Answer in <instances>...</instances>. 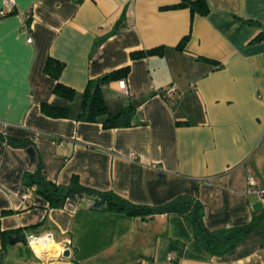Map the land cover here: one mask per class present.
Masks as SVG:
<instances>
[{
  "label": "crops",
  "instance_id": "obj_1",
  "mask_svg": "<svg viewBox=\"0 0 264 264\" xmlns=\"http://www.w3.org/2000/svg\"><path fill=\"white\" fill-rule=\"evenodd\" d=\"M14 1L3 14L0 0V264H264V205L248 191L264 189V0H204L205 14L180 0ZM47 57L72 96L54 93ZM124 67L125 90L103 78ZM97 90L106 110L88 118ZM35 171L139 205L195 195L211 231L259 225L217 255L178 214L49 207L34 187L23 200ZM25 231L69 241V255L37 256Z\"/></svg>",
  "mask_w": 264,
  "mask_h": 264
},
{
  "label": "trees",
  "instance_id": "obj_2",
  "mask_svg": "<svg viewBox=\"0 0 264 264\" xmlns=\"http://www.w3.org/2000/svg\"><path fill=\"white\" fill-rule=\"evenodd\" d=\"M170 7H188L192 12L197 10L201 14H205L208 11L207 4L204 0H180L177 4L171 5ZM158 51L159 48H153L147 51H136L131 55L138 58L146 53H156ZM62 68L63 62L53 57H47L44 64V71L57 80L54 86V93L70 97L74 91L58 81ZM127 71L128 69L126 67L120 68L105 74L103 78H124ZM87 107L88 118H92L94 114L106 110L105 103L102 97H100L98 90L90 99ZM41 108L45 114L54 117L66 116L68 110L65 106H58L46 101L41 103ZM116 117L117 115H109L103 123L104 126H112L115 123ZM25 186L34 187L35 192L48 201L49 207H61L64 201L70 197L93 209L123 212L134 216H148L157 213L178 214L186 221L195 239L204 248L217 255L223 254L233 248L243 235L259 225V222H254L253 218L246 225L222 231H211L203 224V204L195 195H179L164 204L156 206L139 205L125 200L112 191H101L86 187L80 184L76 178H73L67 185L54 183L46 179L40 171H35L27 175L25 177Z\"/></svg>",
  "mask_w": 264,
  "mask_h": 264
},
{
  "label": "built area",
  "instance_id": "obj_3",
  "mask_svg": "<svg viewBox=\"0 0 264 264\" xmlns=\"http://www.w3.org/2000/svg\"><path fill=\"white\" fill-rule=\"evenodd\" d=\"M14 5H15V1L14 0H4V3H3V8L1 9V12L3 14L5 13H9L13 10L14 8ZM29 16L26 15L25 16V20L28 18ZM121 81L123 82V87H121ZM118 87L121 89V90H125L126 89V81L124 78L122 79H119L118 80ZM175 90V87L174 85H170L169 87L167 88H164V89H158L157 91L159 93H165V94H170L171 92H173ZM30 187H26L25 188V192L23 194V200H26L27 198L30 197ZM248 191H251V192H254L257 196H258V199L260 200V202L262 203V205H264V189H260V190H257V189H253V188H250ZM44 234L46 233H43V234H40V235H35L33 233H30V232H24L23 233V237L25 239V241L29 244V237L32 238V242L37 246L39 247L41 244L43 245H47L49 243H51L52 241H54V238H53V235H50L48 236L46 239L44 238ZM68 244L69 241H65V243L61 244L59 247L63 249V251L65 250V244ZM42 249L44 248H40V251L42 253H46L44 252ZM53 252L49 251L50 253H52L50 255L51 258H56V257H60L62 256V253L63 251H59L58 248H55V250H52ZM49 252H48V255H49ZM47 254V253H46Z\"/></svg>",
  "mask_w": 264,
  "mask_h": 264
},
{
  "label": "clouds",
  "instance_id": "obj_4",
  "mask_svg": "<svg viewBox=\"0 0 264 264\" xmlns=\"http://www.w3.org/2000/svg\"><path fill=\"white\" fill-rule=\"evenodd\" d=\"M121 87H123V82L121 81ZM52 235L51 233H46L44 234V238L46 239L48 236ZM29 246L33 248L34 254H36L37 256H39V251L40 248H48L51 249L53 247L58 248L59 251H63L62 248L59 247V245L55 244V241H52L51 243L47 244V245H43L41 244L39 247H37L33 242H32V238L29 237Z\"/></svg>",
  "mask_w": 264,
  "mask_h": 264
},
{
  "label": "water",
  "instance_id": "obj_5",
  "mask_svg": "<svg viewBox=\"0 0 264 264\" xmlns=\"http://www.w3.org/2000/svg\"><path fill=\"white\" fill-rule=\"evenodd\" d=\"M127 120H128V114L127 113H124L123 115H121L120 119L117 121V125H126L127 124ZM12 237L15 238V235H12ZM13 242V241H12ZM69 249H65L62 253V256L66 257L69 255Z\"/></svg>",
  "mask_w": 264,
  "mask_h": 264
},
{
  "label": "rangeland",
  "instance_id": "obj_6",
  "mask_svg": "<svg viewBox=\"0 0 264 264\" xmlns=\"http://www.w3.org/2000/svg\"><path fill=\"white\" fill-rule=\"evenodd\" d=\"M55 248V247H54Z\"/></svg>",
  "mask_w": 264,
  "mask_h": 264
}]
</instances>
